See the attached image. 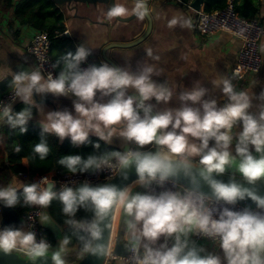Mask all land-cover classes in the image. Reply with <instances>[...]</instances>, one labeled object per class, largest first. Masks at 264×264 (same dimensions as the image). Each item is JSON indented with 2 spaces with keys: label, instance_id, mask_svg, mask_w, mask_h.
Returning <instances> with one entry per match:
<instances>
[{
  "label": "clouds",
  "instance_id": "1",
  "mask_svg": "<svg viewBox=\"0 0 264 264\" xmlns=\"http://www.w3.org/2000/svg\"><path fill=\"white\" fill-rule=\"evenodd\" d=\"M139 19L148 15L145 0H136L132 10ZM123 5H115L108 12L109 17L129 15ZM170 26L179 24L190 27L188 20L173 18ZM92 54L82 44L75 52L61 55L53 67H60L58 75L50 72L45 77L40 70L14 74L12 86L15 96L25 105L34 103V94L41 96L75 97L72 100L75 115L67 109L47 112L41 128L39 143L33 152L45 159L50 148L45 134L55 135L60 142L70 138L73 146L91 143L90 136L111 143L117 127L120 136L143 147L155 143L160 146L155 152L126 151L113 153L119 165L127 170L134 167L139 182L160 186L171 177L191 175V158L200 157V178L210 186L212 195L224 205L235 206L238 201L251 200L256 209L245 207L234 211L227 206L220 209L205 203L204 193L194 195L165 190L161 192L132 193L129 187L123 189L113 184L93 186L88 182L73 188L63 185L56 191L54 181L47 177L40 182L23 185L22 192L15 186L0 187V201L6 207L14 208L20 203L47 208L53 200L62 204L65 221L73 235L80 242L81 251L93 255L107 252L103 244L106 219L113 210H122L130 231L131 248L143 250L138 264H264V196L254 187H246L229 178L225 183L217 179L225 173L226 166L239 157L238 172L250 185L264 179V110L259 115L249 111L251 97L246 91H236L227 78L213 81L227 102L219 106L216 99H205L209 90L196 81L191 88L179 95L180 107H165L154 111L156 104L168 105L173 93L164 84L153 80L155 66L144 64L133 71L130 67L112 66L108 63L81 67ZM148 55L151 56V50ZM158 59V57H155ZM62 65V67H61ZM129 90H133L131 94ZM99 93V98L97 94ZM108 98L107 102H102ZM0 118L12 128L27 132V125L34 117L30 107L19 112L13 105L0 108ZM241 124L232 153L233 127ZM198 141V142H197ZM210 141L213 142L210 146ZM99 149V143H94ZM260 154L258 157L253 155ZM15 151L19 153L20 147ZM69 172L86 173L89 169H101L108 165V154L64 156L58 161ZM215 174V175H213ZM127 178V172L124 174ZM91 211V218L76 219L79 210ZM50 217L42 215V222ZM198 230L209 237H219L223 258L188 239L189 233ZM83 233V234H81ZM161 237L165 242L157 246ZM171 238L173 243L168 246ZM71 238L65 236L61 247L51 253L53 264H66L63 254ZM50 243L37 240L34 231L6 227L0 230V252L11 253L22 250L30 258L45 257Z\"/></svg>",
  "mask_w": 264,
  "mask_h": 264
},
{
  "label": "crops",
  "instance_id": "2",
  "mask_svg": "<svg viewBox=\"0 0 264 264\" xmlns=\"http://www.w3.org/2000/svg\"><path fill=\"white\" fill-rule=\"evenodd\" d=\"M192 1L145 0L148 15L141 20L132 12L136 0H113V7L123 4L131 13L117 17L108 16L112 8L109 0H0V83L4 80L9 81L0 92V97L13 87L14 74L36 70L34 60L27 54L26 49L38 32L45 31L53 35L50 56L54 65L61 55L68 51L74 53L76 47L81 44L92 51L89 57L97 66L106 62L112 66L130 67L135 71L144 64L154 65L157 74L153 76V80L157 83H164L173 93L172 101L168 105H157L155 100L150 101L154 105V111H162L165 107H180V93L191 88L196 81H200L209 90L205 99L214 98L219 106H223L227 102V97L213 84V81L223 77L233 83L236 91L248 92L252 105L249 111L259 115L260 111L264 110V37L260 42L262 65L259 72L246 75L239 80L232 75L231 68L242 47V42L225 32L211 36L201 35L196 28L198 11L190 7ZM228 1L234 2V0ZM259 3V12L254 19H257L264 28V0H259ZM204 6L203 1L200 11L204 10ZM173 18L188 20L191 26L181 27L179 24L170 26L169 22ZM38 24L43 25L44 28L37 26ZM149 50H151V56L148 55ZM55 70L58 75L60 67H55ZM132 91L129 90V93L131 94ZM97 96L99 98V93ZM74 99L75 97L69 95L56 97L52 94L43 96L34 94V103L25 105L18 99L13 109L19 112L25 107H30L34 118L29 121L28 126L41 132L39 123L45 120L47 112L67 109L75 115L72 103ZM107 99L104 98L102 102H107ZM9 127L4 119H0V187L12 185L22 192L23 185H27L32 175L68 172L55 168L43 173L31 174L29 161L27 157H23L20 160L23 171L14 174L8 167L9 155L6 150L8 136L4 133V129ZM121 130L122 128L118 126L111 143H106L104 140H99V142L106 149L119 153L130 146L137 145L120 136ZM240 131L241 124L238 122L232 130L234 156L236 155L234 152L236 137ZM90 137L95 138V136ZM68 139L70 138L65 140ZM59 143H61L60 140ZM212 143L210 141V146ZM152 145L154 149L149 152L160 147L151 143L143 148H150ZM253 155L258 157L260 154L255 153L253 149ZM199 160L200 157L191 158L192 165L201 168ZM238 164L239 157L236 156L235 162L226 166L224 175L243 178L237 170ZM258 181H264V179ZM128 187L132 193L146 192L141 182L132 183ZM23 204V201H20L16 206L22 207ZM45 211L44 208L43 214ZM23 212L25 211H17L15 207H6L4 202L0 201V230L13 227L26 231L21 218ZM127 219L129 218L122 210H116L111 248H113L117 233L122 234L121 242L123 244L128 242L131 247ZM46 235L51 245L48 255L51 256L53 251L61 247L62 240L60 234L54 237L56 238L54 242L48 236L47 231ZM188 239L190 243L194 242L193 232L189 233ZM164 242V237H161L157 246ZM172 243V239L169 238L168 246L171 247ZM195 244L206 249L204 254L214 253L223 258L220 244L205 241H197ZM140 251L143 253L142 249ZM13 252L29 258L21 254H24L22 250ZM68 252L71 251L66 247L63 256ZM116 264L125 263L118 260Z\"/></svg>",
  "mask_w": 264,
  "mask_h": 264
},
{
  "label": "built area",
  "instance_id": "3",
  "mask_svg": "<svg viewBox=\"0 0 264 264\" xmlns=\"http://www.w3.org/2000/svg\"><path fill=\"white\" fill-rule=\"evenodd\" d=\"M197 13L196 28L201 35L211 36L217 33L225 32L233 35L242 42V47L234 65L231 68V73L235 78L240 80L246 75L259 72L262 65L260 42L264 37V28L257 19L247 20L241 18L236 12L232 1H228L226 6L222 9L209 12L201 10ZM51 38L52 37L48 32H38L32 38L26 49L27 54L34 60L36 69L40 70L45 77H47L50 72L53 76L57 75L50 56ZM91 64H94V62L90 57H88L87 61L82 64L81 67L87 68ZM69 96L71 95L69 94ZM17 100L18 98L14 94V87H12L0 97V108H2L5 104L14 105ZM153 149V145L150 148H143L138 145H134L124 149L120 153H124L129 150L149 152ZM120 168L121 166L114 156L109 159L108 165L103 166L99 170L94 169L93 171H87L82 174L79 173V171L76 174L69 171L35 174L28 179L27 184L30 185L38 183L42 178L47 177L49 181L55 182L56 191H59L63 185H68L74 188L85 182H88L93 186L102 185L115 177ZM141 185L146 192H152L155 190V192L158 193L165 190H171L182 194L188 191H192L194 195L200 194L199 192L186 188L170 179L165 181L163 186H160L158 181H153L151 184L141 183ZM204 199L205 203L209 207L217 209L227 206L234 211H239L245 207H250L239 203L235 206L224 205L223 201H217L216 199L205 195ZM251 208L253 210H258L256 209V206ZM43 209L44 208H40L38 206H32L30 209L22 213L21 218L26 231H34L36 233L37 240L44 238L49 242L46 235L47 230L42 225L41 220ZM193 241H205L212 244H220L219 237H209L199 233L198 230L193 231ZM142 254L143 253L141 251L135 252L130 247L127 256L119 258L113 253V248H109L102 264H116L118 260H122L125 264H138V257L142 256Z\"/></svg>",
  "mask_w": 264,
  "mask_h": 264
},
{
  "label": "trees",
  "instance_id": "4",
  "mask_svg": "<svg viewBox=\"0 0 264 264\" xmlns=\"http://www.w3.org/2000/svg\"><path fill=\"white\" fill-rule=\"evenodd\" d=\"M204 3V11L209 12L224 8L226 6L227 0H204ZM233 4L236 12L243 19L252 20L259 12V0H234ZM37 26L44 28V26L41 24H38ZM50 35L51 37L53 36L52 33H50ZM7 83H9L8 80H4L0 83V92L4 89V85H6ZM27 129L28 130L26 133H21L19 128L12 129L11 127H9L4 129V133L8 136V143L6 148L9 155L8 167L12 170V172H14V174H18L19 172L23 171V168L20 165V160L23 157H27L29 161V170L31 174H35L50 171L55 168L68 171L65 167L58 163V161L64 156L80 155L83 158H87V156L90 154L100 155L104 153L108 154V159H110L114 157L113 153H116L110 149H106L96 137H90L91 143H87L78 148L72 145L70 139L59 143V140L55 135L45 134L50 152L45 159L41 160L39 158V155L33 152L35 144L39 143L41 132L38 129L32 128L28 125ZM94 143H99V149L93 148L92 145ZM17 146L21 149L19 153L15 151V148ZM93 170L94 169H89L88 171ZM20 201H23L22 196ZM31 207L32 206H28L25 204H23L22 207L15 206L17 211L20 212L26 211ZM62 207V204L57 199L51 202L50 206L46 208V211L53 219V221L61 228V240H63L65 236L71 238V242L66 246L70 249L71 252L65 254L63 258L65 259L67 264H73L81 255H84L85 253L81 251L80 242L77 240L76 236L73 235V229L65 222L68 217L63 214ZM91 216V211H85L84 209H81L78 211L76 219L80 220L86 217L90 219ZM47 234L53 242L56 240V238H54L55 236H53V234L48 230Z\"/></svg>",
  "mask_w": 264,
  "mask_h": 264
},
{
  "label": "water",
  "instance_id": "5",
  "mask_svg": "<svg viewBox=\"0 0 264 264\" xmlns=\"http://www.w3.org/2000/svg\"><path fill=\"white\" fill-rule=\"evenodd\" d=\"M109 1L113 8V0H109ZM183 1L185 2V0ZM203 1L204 0H193L190 4L191 9H193L194 11H200V6L203 3ZM157 150L158 148H155L153 152ZM200 169H201L200 167L193 165L191 169V175L189 177H185L183 174H181L177 177H171L169 179L173 180L174 182L186 188L197 191L199 193H204L205 196L214 198L212 195V190L210 186L207 185L199 176ZM125 172H127L126 179L124 178ZM229 178L235 180L238 183L244 184L246 187H254V189L257 191V193L260 196H264V181H256L254 185H250L244 178H238V177H233V176L224 175V174L222 176L217 177V179L223 180V182L225 183L228 182ZM138 180H139V177L134 167L131 168L130 170H127L121 167L118 173L115 175V177L107 181L105 184H113V185H116L118 188L123 189ZM80 186L81 185H77L75 188L80 187ZM237 203L250 206V207L256 206L255 203L251 200L238 201ZM115 213H116V210H113L110 213V215L107 217L106 219L107 228L105 229L103 233L102 242L105 245L107 252L109 248H111L112 231H113ZM45 214L50 217L47 211H45L43 215ZM42 225L46 228V230L51 232L54 236L56 237L59 236L60 228L53 221L51 217L48 222L46 223L42 222ZM121 239H122V234L117 233L115 240H114L113 253L119 258H124L127 256V252L130 248V243L126 242L123 244L121 242ZM107 252L102 255H93L91 253H85L81 257V259H79L74 264H102L106 257ZM0 264H53V261L51 260V256L48 254L45 257L33 259L30 257L24 258L15 252H11V253L0 252Z\"/></svg>",
  "mask_w": 264,
  "mask_h": 264
},
{
  "label": "bare ground",
  "instance_id": "6",
  "mask_svg": "<svg viewBox=\"0 0 264 264\" xmlns=\"http://www.w3.org/2000/svg\"><path fill=\"white\" fill-rule=\"evenodd\" d=\"M136 182H139V180L138 181H136ZM135 183V182H134ZM112 243H113V238H112V240H111V247H112Z\"/></svg>",
  "mask_w": 264,
  "mask_h": 264
},
{
  "label": "rangeland",
  "instance_id": "7",
  "mask_svg": "<svg viewBox=\"0 0 264 264\" xmlns=\"http://www.w3.org/2000/svg\"><path fill=\"white\" fill-rule=\"evenodd\" d=\"M23 256H27V255H25V254H23V253H21Z\"/></svg>",
  "mask_w": 264,
  "mask_h": 264
}]
</instances>
